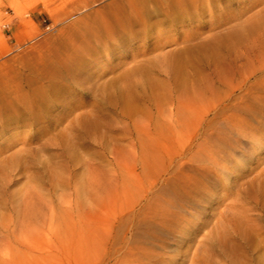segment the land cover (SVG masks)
Wrapping results in <instances>:
<instances>
[{
    "label": "rangeland",
    "instance_id": "374dc122",
    "mask_svg": "<svg viewBox=\"0 0 264 264\" xmlns=\"http://www.w3.org/2000/svg\"><path fill=\"white\" fill-rule=\"evenodd\" d=\"M262 95L264 0H0V264H264Z\"/></svg>",
    "mask_w": 264,
    "mask_h": 264
},
{
    "label": "bare ground",
    "instance_id": "6f19581e",
    "mask_svg": "<svg viewBox=\"0 0 264 264\" xmlns=\"http://www.w3.org/2000/svg\"><path fill=\"white\" fill-rule=\"evenodd\" d=\"M239 64V63H238ZM242 64V63H241ZM171 65V64H170ZM238 66V65H237ZM245 67V66H244ZM258 67V66H257ZM249 68V67H248ZM236 69V68H235ZM253 69H255L254 67L252 68V70ZM260 69V68H259ZM173 70V69H172ZM241 72V71H240ZM242 72H244V71H242ZM246 73H248V72H246ZM246 73H244V74H246ZM253 74H255V73H253ZM241 75H242V73H241ZM251 76V72L249 73V74H246L245 76H243L242 78H240L239 79V81L238 82H233V78H232V76L230 77V76H225L223 79H222V81L221 82H223V84L228 88V89H230V90H232L231 92H234L233 90L236 88V86H239V87H243V85L244 84H247V83H245L246 82V80H248L249 79V77ZM238 79V78H237ZM220 82V83H221ZM213 85H215V84H213ZM213 85L210 87V90L209 91H211L212 93H214L213 92ZM223 85V86H224ZM252 85V84H251ZM262 86V85H261ZM249 87V86H248ZM257 87H260V86H258L257 85ZM253 88V87H252ZM262 89V88H261ZM236 90H238V88L236 89ZM248 90V89H247ZM255 90V89H254ZM257 90V89H256ZM226 91V90H225ZM262 91V90H261ZM260 91V92H261ZM248 92V91H247ZM211 93V94H212ZM230 94V93H229ZM252 94V93H251ZM259 94V93H258ZM206 95V94H205ZM247 95L248 96H250L249 95V93H247ZM253 95H256V93L255 94H253ZM201 97H202V95H201ZM212 97V96H211ZM228 97V96H227ZM260 97V96H259ZM195 98V97H194ZM246 98V97H245ZM199 99V98H198ZM213 99V98H212ZM257 99V98H256ZM258 99H260V98H258ZM257 99V100H258ZM210 100V99H209ZM208 100V101H209ZM261 108H259V109H263V106H264V95H262L261 96ZM192 102V101H191ZM255 102V101H254ZM199 103V102H198ZM246 104V103H245ZM253 104V103H252ZM189 105H191V104H189ZM248 105V104H247ZM255 105V104H254ZM191 106H193V108H191V109H195V108H197V111L195 112V113H198V107H196V106H194V104L193 105H191ZM249 106V105H248ZM258 107V105H255V107ZM190 107V106H189ZM252 107V106H251ZM251 107H249V108H251ZM253 108V107H252ZM190 109V110H191ZM247 109H248V107H247ZM254 109H256V108H254ZM253 110V109H252ZM192 111H195V110H192ZM251 111V110H250ZM254 111V110H253ZM259 111V110H258ZM263 111V110H262ZM189 112V111H188ZM200 112V111H199ZM236 112V111H235ZM261 112V111H260ZM264 112V111H263ZM263 112H261V114L263 113ZM192 115H190L189 114V116H193L194 118L193 119H195V118H197L198 116H196V115H193L194 114V112L193 113H191ZM251 114V113H250ZM256 114V113H255ZM199 115V114H198ZM248 115V114H247ZM254 116V115H253ZM260 116V115H259ZM201 117V116H200ZM261 117V116H260ZM199 118V117H198ZM198 118H197V120H198ZM227 119H226V121H227V123H229L230 122V124H228V125H226V126H229V129L231 130V131H233V134H234V136H230V137H233L234 138V140H235V136H238V138H241L242 137V139L243 138H245V139H248V140H250L249 142L251 143L252 142V144H253V146H255V145H257V144H259V143H262V142H264V135L263 134H261V132L260 131H263L264 130V117L262 116L261 117V119H259L258 117V119H257V123L256 124H254V123H251V122H249L248 120H246V119H248V118H244V117H239V116H237V117H235L234 115H230V116H227L226 117ZM192 119V118H191ZM192 119V120H193ZM256 119V118H255ZM179 121V120H178ZM194 121H196V120H194ZM183 126V125H182ZM223 127V126H222ZM182 128V127H181ZM219 128V127H218ZM174 129V128H173ZM176 129V128H175ZM197 131V130H196ZM218 133V132H217ZM219 133H220V131H219ZM226 133V132H225ZM225 133L223 132V135L222 136H224L225 135ZM230 133V132H229ZM236 133V134H235ZM263 133V132H262ZM231 134V133H230ZM232 134V135H233ZM226 135H228L229 136V134L228 133H226ZM225 135V136H226ZM224 136V137H225ZM197 137V136H196ZM221 137V136H220ZM226 138V137H225ZM228 138V137H227ZM232 138V139H233ZM237 138V139H238ZM187 139V138H186ZM185 139V140H186ZM236 139V140H237ZM244 139V140H245ZM230 140V141H229ZM229 140H228V142H231V138H229ZM233 140V141H234ZM243 140V141H244ZM247 140V141H248ZM204 142V141H203ZM208 142H210V141H207V142H204V143H206L207 144V146H208ZM238 142H239V140H238ZM234 143V142H233ZM242 143V142H241ZM159 144V143H158ZM214 144V143H213ZM221 144H222V142H221ZM236 144V143H235ZM238 144V143H237ZM163 145V144H162ZM201 145H202V147H203V145H205V144H202L201 143ZM201 145L200 146H198L197 145V147H201ZM212 145V143L209 145V146H211ZM214 145H216V144H214ZM224 145H225V143H224ZM240 145V144H239ZM159 146V145H158ZM206 146V145H205ZM204 146V147H205ZM206 146V147H207ZM213 146V145H212ZM211 146V147H212ZM220 146V143H219V145H218V147ZM230 146H231V144H230ZM232 146H233V144H232ZM163 147V146H162ZM197 148V149H204V148ZM222 147H224V146H222ZM227 147H229V146H227ZM160 149H161V147H159ZM232 148V147H231ZM234 148V147H233ZM152 149V148H151ZM183 149V148H182ZM207 149V148H206ZM205 149V150H206ZM215 149V148H214ZM227 148H225V150H226ZM157 150V149H156ZM196 150V149H195ZM194 150V151H195ZM251 150V149H250ZM158 151V150H157ZM213 151V150H212ZM212 151H210V152H212ZM215 151H217V150H215ZM256 151V150H255ZM144 152H146V151H144ZM163 152V151H162ZM177 152V151H176ZM188 152H191V151H188ZM187 152V153H188ZM195 152H197V150L195 151ZM195 152H191V154L192 153H195ZM207 152V151H206ZM224 152V151H223ZM226 152V151H225ZM159 152H157V154H158ZM204 153V152H203ZM207 153H209V152H207ZM207 153H206V155H207ZM197 154H199V153H197ZM205 154V153H204ZM217 155L219 154V153H216ZM221 154H223V153H221ZM221 154H219V155H221ZM253 154V153H252ZM143 155V154H142ZM144 155H145V153H144ZM148 155V154H147ZM150 155V154H149ZM160 154H158L157 156H159ZM200 155V154H199ZM217 155H215V157L213 156V153L211 154V155H209V159H211L212 161H215V160H220L219 159V155L217 156ZM152 156V155H151ZM150 156V157H151ZM189 156H191V155H189ZM201 156V155H200ZM224 156V155H223ZM222 156V158H224ZM143 157V156H142ZM156 157V156H155ZM159 157H162V155L161 156H159ZM159 157H157V160H158V158ZM193 157V156H192ZM195 157V156H194ZM193 157V158H194ZM197 157V156H196ZM145 158V157H144ZM143 158V159H144ZM214 158H216L215 160H214ZM152 159V158H151ZM189 159V158H188ZM191 159V158H190ZM160 161H161V159H159ZM202 160V158L200 159V161ZM224 160H225V158H224ZM223 160V161H224ZM228 160V159H227ZM145 161H146V159H145ZM154 158H153V163H154ZM195 161V160H194ZM221 162H222V160H221ZM221 162H219V164L218 165H220L221 164ZM225 162H227V161H225ZM225 162H222L223 164L222 165H226V164H224ZM146 163H147V161H146ZM158 163V162H157ZM179 163H181V162H179ZM201 163V162H200ZM206 163L208 164V161H206ZM205 163V165H207ZM209 163H211L210 161H209ZM218 163V162H217ZM228 163V162H227ZM150 165H151V163H149ZM158 164H160V163H158ZM158 164H156V165H158ZM146 165V164H145ZM153 165V164H152ZM164 167H165V165L164 164H162ZM201 165V164H200ZM211 165V164H210ZM212 165H213V163H212ZM215 165V164H214ZM217 165V166H218ZM221 165V166H222ZM146 166H148V164L146 165ZM146 166H145V168H146ZM216 166V167H217ZM235 166V165H234ZM144 167V166H143ZM208 167H210V166H208ZM219 167V166H218ZM229 167V166H228ZM148 168V167H147ZM201 168V167H200ZM220 168V167H219ZM222 168H226V166H224V167H222ZM209 169V168H208ZM155 170H157L156 168H155ZM202 170V169H201ZM222 170V169H221ZM220 170V171H221ZM224 170V169H223ZM225 170H227V169H225ZM166 171V170H165ZM214 171V170H213ZM219 171V170H218ZM211 172V171H210ZM215 172V171H214ZM224 172V171H223ZM222 173V172H221ZM263 174V173H262ZM227 175V174H226ZM263 176H264V174H263ZM221 177V176H220ZM261 179H263V178H261ZM261 179H260V181H261ZM258 180H259V178H258ZM264 180V179H263ZM258 182V181H257ZM262 182H264V181H262ZM262 182L260 183V186L262 185ZM264 184V183H263ZM258 186V185H257ZM260 186H258L259 187V189H260ZM264 186V185H263ZM263 186H261V188L263 187ZM131 187V186H130ZM193 187V186H192ZM242 187V186H241ZM178 189V188H177ZM173 194V193H172ZM190 197V196H189ZM174 200V199H173ZM170 202V201H169ZM172 203V202H171ZM176 204V203H175ZM173 206V205H172ZM175 206V205H174ZM170 212V211H169ZM153 216V215H152ZM153 218V217H152ZM158 221V220H157ZM227 226V225H226ZM231 227V226H230ZM232 228V227H231ZM231 228H228V229H231ZM217 229H219V227L217 228ZM222 231V230H221ZM230 231V230H229ZM217 232H219V230H217ZM217 232H216V234H217ZM233 232H235V231H233ZM227 234V233H226ZM243 234V233H242ZM236 235V234H235ZM238 236H240L239 234H238ZM222 237H225V235L223 236L222 235ZM211 238V237H210ZM226 238V237H225ZM214 240V239H213ZM218 242V241H217ZM219 244V243H218ZM220 246V245H219ZM206 247V246H205ZM224 249H225V247H224ZM227 252V251H226ZM229 252V251H228ZM207 259V258H206ZM232 259H234V258H232ZM243 260V259H242ZM201 261V260H200ZM240 261V260H239ZM197 262H198V260H197Z\"/></svg>",
    "mask_w": 264,
    "mask_h": 264
}]
</instances>
